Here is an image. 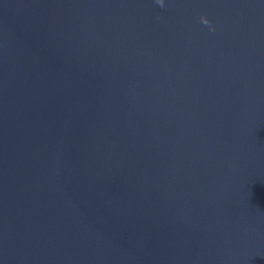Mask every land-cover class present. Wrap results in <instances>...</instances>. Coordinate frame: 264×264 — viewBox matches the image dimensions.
I'll return each instance as SVG.
<instances>
[{"label": "water", "instance_id": "95a60500", "mask_svg": "<svg viewBox=\"0 0 264 264\" xmlns=\"http://www.w3.org/2000/svg\"><path fill=\"white\" fill-rule=\"evenodd\" d=\"M0 264H264V0H0Z\"/></svg>", "mask_w": 264, "mask_h": 264}]
</instances>
